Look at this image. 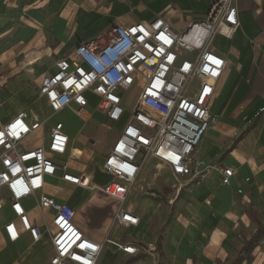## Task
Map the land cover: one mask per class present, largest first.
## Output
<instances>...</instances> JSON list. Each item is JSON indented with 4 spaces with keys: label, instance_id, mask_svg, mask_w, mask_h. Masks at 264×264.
<instances>
[{
    "label": "crops",
    "instance_id": "crops-1",
    "mask_svg": "<svg viewBox=\"0 0 264 264\" xmlns=\"http://www.w3.org/2000/svg\"><path fill=\"white\" fill-rule=\"evenodd\" d=\"M214 1L0 0V89L3 94L0 96V126L20 112L27 113L29 122L46 120L43 128L25 140V146L34 147L45 145L50 127L61 122L69 143L66 153L56 156L55 161L67 165L71 174L91 175L93 168L99 167L105 157L100 164L96 163L86 170L88 163L85 162L91 157H86L84 153L90 149L74 146L75 137L69 133L67 126L60 120L52 121V118L68 113L84 127L93 119L96 105L91 108L89 101L87 109L90 117L87 122L74 116L69 109L52 114L45 100L38 95L41 77L54 73L56 61L71 53L80 42L94 38L115 23L128 25L160 16L174 30L182 31L191 22L203 19ZM235 4L239 21L235 35L231 39L215 37L212 42L213 50L226 60L225 70L215 83V98L211 106L217 123L204 134L194 152L197 159L206 163L231 167L234 174L229 186L221 185L220 175L216 172L199 186L187 184L185 178L175 179L165 165L149 158L162 164L166 171V179L154 181L157 177L154 174L144 184L150 187L149 192L144 191L142 183L138 185L142 168L129 187L124 200H129L127 207H116L105 201L112 206V212L108 209L105 213L103 201L99 204L87 201L83 204L82 215L76 212L75 221L87 237L99 243L108 239L137 248L136 254L126 255L115 246L104 244L96 264H118L120 257L125 259V264H228L231 248L237 239L234 233L236 224H252L254 232L257 229L247 211L256 212L259 223L264 225V0H235ZM13 10L33 13L31 17L37 20L40 27L28 23L22 25L14 17L5 18ZM42 10H45V17L40 15ZM180 10L194 15L177 20L175 18ZM197 17L199 19L194 21ZM103 20H106L105 27H99ZM216 42L219 47L215 46ZM37 77L35 90L28 81ZM29 88L33 89L31 96ZM3 100L8 103L7 110L1 107ZM29 111L32 113L29 114ZM100 115L101 121L107 124L104 115ZM89 144L96 146L94 140ZM73 148L79 151L76 157L72 154ZM57 173L56 177L46 179L42 193L76 211V196H70L67 188L82 190L80 195L89 190L61 181L60 172ZM23 205L35 224L39 225L42 217L49 218L47 212L40 213L35 208L34 199H26ZM120 209L136 216L137 225L117 224L115 215ZM158 213L159 216L155 217ZM79 216H87L98 231H87L79 222ZM10 220H14V215L6 203L0 210V264H47L52 254L48 237L33 243L28 233L24 232L16 242H9L3 226ZM123 230H126L124 234ZM133 232L135 238L127 239L126 236ZM253 255V264H264V241Z\"/></svg>",
    "mask_w": 264,
    "mask_h": 264
},
{
    "label": "built area",
    "instance_id": "built-area-1",
    "mask_svg": "<svg viewBox=\"0 0 264 264\" xmlns=\"http://www.w3.org/2000/svg\"><path fill=\"white\" fill-rule=\"evenodd\" d=\"M237 13L235 0H215L203 19L182 31L160 16L128 25L115 23L59 58L55 72L43 75L38 86V95L52 114L69 109L87 122L89 94H93L95 109L107 125L126 116L99 166L112 180L101 186L92 174H71L67 165L55 161L66 153L69 143L61 122L50 127L45 145L25 146V140L46 120L29 122L27 113L20 112L0 126V210L8 203L14 215L3 226L6 239L16 242L26 232L33 243H39L47 236L52 252L47 264H96L104 244L126 255L137 253L132 244L108 239L99 243L87 237L75 224L76 211L71 206L42 193L46 179L57 172L61 181L99 191L118 203L124 202L149 158L165 165L175 179L185 178L187 184L199 186L216 172L221 185L229 186L231 167L206 163L194 152L217 123L211 106L226 60L213 50L212 42L215 37L233 38L239 27ZM133 89L138 94L127 110L123 96ZM29 198L40 213L49 214L39 225L24 208ZM115 221L136 226L138 218L120 209Z\"/></svg>",
    "mask_w": 264,
    "mask_h": 264
},
{
    "label": "rangeland",
    "instance_id": "rangeland-1",
    "mask_svg": "<svg viewBox=\"0 0 264 264\" xmlns=\"http://www.w3.org/2000/svg\"><path fill=\"white\" fill-rule=\"evenodd\" d=\"M27 11L13 10V11H11V13L6 14L5 18L14 17L15 20H19V23H21L22 25H23V23H28L31 26L40 27L37 20H35L31 17L33 15V13H29ZM29 11H33V10H29ZM178 13L179 14L175 18L177 20L178 19L183 20V18H185V19L191 18V16L194 15V13H191V12L186 11V10H180V11H178ZM40 15L42 17H45V10H42L40 12ZM40 15L38 14L37 16H40ZM131 17H133V15ZM197 19H199V18L198 17L195 18L194 21ZM105 23H106V20H103L99 24V27H105L104 26ZM215 46L219 47V43L216 42ZM39 77L28 81V84L30 83L29 85L32 86V88L35 90L37 89V86H38L37 81H38ZM33 89L31 90L29 88V91L31 90L30 91L31 93H29L30 96L33 94L32 93ZM137 94H138V91L136 89L130 90L124 94V96H123L124 105L126 106L127 110L131 109L133 102L136 100ZM1 95H3V94H2V91L0 89V96ZM33 100H34L33 101V104H34L35 100H36V95H35ZM89 101H90L91 108H94V106L97 103V98L93 94H90ZM2 102H3V105L1 107L4 110H7V104L8 103L5 100H3ZM33 104H31L30 106H33ZM32 111H35V110H32ZM94 112H95V114L93 116V119L84 127H82L81 123L78 120H76L75 118H73L71 115H69L68 113H60L57 116H55L54 118H52L53 119L52 121L60 120L67 126L69 133L75 137L74 138V146H76L78 148H82V147L86 146L88 149L92 150V152L90 150H85V153H84L86 157H88V158L91 157L87 162H85V164L88 163L87 164L88 166L87 167L85 166L86 170L89 169L91 166L92 167L95 166L96 163H97V165L100 164L102 158L105 157L109 146L112 144V142L114 140L113 138L115 137L116 133L120 130V127L123 125L124 120L126 118V116L123 118L122 123H115V124L107 125L101 121V115H100L101 113L98 110H95ZM31 113L32 112L29 111V114H31ZM37 115L41 116L39 112H37ZM93 140L96 142L95 147H92L89 144ZM79 157H80V155H79ZM161 165L156 160H152V159L148 160V162H146L145 166L143 167V169L139 175L140 180H138L139 181L138 185L140 183H142L143 185L148 183L150 181L149 179L152 178V176H154V174H157V177L154 181H157V180L159 181V179H163V180L166 179V175H165L166 171H165V169H163V167ZM134 186H135V184L131 187V190L133 189ZM149 186H153V185H149ZM148 188H150V187H147L146 185H144V191L146 190L149 192L150 190ZM80 191L82 192V190H80V189L71 188V187L67 188V193L70 196H72V195L76 196V198H74V201L76 204L75 206H76L77 215L78 214L82 215L83 204L86 203L87 201L93 202L96 204H99L100 201L101 202L103 201L104 202L103 205L106 206L104 208L105 213L108 211V209H110V213L112 212V206H109L110 204L105 203V201H108L111 204H114V206L116 205V207L118 206L120 208L122 206L127 207V205L129 204L128 199L124 202V204L118 203L115 201H111L110 199L105 197L99 191H83L84 193L82 195H80L81 194ZM248 194H249V192H247L246 195H248ZM151 198H154V197H151ZM157 200H159V199H157ZM85 213H87V211ZM158 216H159V213L155 215V217H158ZM79 219H80L79 222L82 223L83 227L87 231H98V228H96L94 222L91 221L87 216H85V217L79 216ZM75 224L77 225L76 221H75ZM236 225L237 226L234 229V233H235L237 239L235 241V245H233L231 248V252L229 255L230 262L228 264H231V262H233V260L236 257V253L240 249L243 241L246 238H248L254 232V229H255V226L252 224L246 226L247 224L243 225L242 223H237ZM77 227H78V225H77ZM125 231L126 230H123L122 233L124 234ZM126 237H127V239H133V238H135V233L134 234H132V233L128 234ZM198 242L200 243V241H198ZM144 248H146V247H144ZM146 250H148V249H146ZM100 255H99V257H100ZM98 260H99V258H98ZM124 261H125V259L123 257H120L117 260L118 264H125ZM160 264H164V263H160Z\"/></svg>",
    "mask_w": 264,
    "mask_h": 264
},
{
    "label": "trees",
    "instance_id": "trees-1",
    "mask_svg": "<svg viewBox=\"0 0 264 264\" xmlns=\"http://www.w3.org/2000/svg\"><path fill=\"white\" fill-rule=\"evenodd\" d=\"M247 215L251 221L257 224V229L243 241L241 249L237 252L236 257L231 264H253L254 250L262 241H264V225L259 223L258 215L251 209L247 211Z\"/></svg>",
    "mask_w": 264,
    "mask_h": 264
},
{
    "label": "water",
    "instance_id": "water-1",
    "mask_svg": "<svg viewBox=\"0 0 264 264\" xmlns=\"http://www.w3.org/2000/svg\"><path fill=\"white\" fill-rule=\"evenodd\" d=\"M109 124V123H108ZM93 181L98 185H106L112 180V176L101 172L99 167L95 166L92 173Z\"/></svg>",
    "mask_w": 264,
    "mask_h": 264
},
{
    "label": "bare ground",
    "instance_id": "bare-ground-1",
    "mask_svg": "<svg viewBox=\"0 0 264 264\" xmlns=\"http://www.w3.org/2000/svg\"><path fill=\"white\" fill-rule=\"evenodd\" d=\"M144 115H146V114H144ZM78 153H79V151L77 149L73 148V151H72L73 156L76 157Z\"/></svg>",
    "mask_w": 264,
    "mask_h": 264
}]
</instances>
